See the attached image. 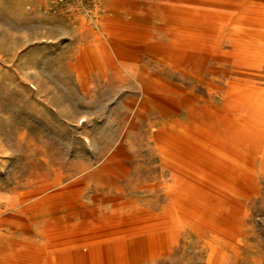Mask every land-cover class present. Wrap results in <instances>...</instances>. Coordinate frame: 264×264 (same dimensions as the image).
Returning <instances> with one entry per match:
<instances>
[{"label": "rangeland", "instance_id": "rangeland-1", "mask_svg": "<svg viewBox=\"0 0 264 264\" xmlns=\"http://www.w3.org/2000/svg\"><path fill=\"white\" fill-rule=\"evenodd\" d=\"M118 1L0 0V264H264V0Z\"/></svg>", "mask_w": 264, "mask_h": 264}, {"label": "crops", "instance_id": "crops-1", "mask_svg": "<svg viewBox=\"0 0 264 264\" xmlns=\"http://www.w3.org/2000/svg\"><path fill=\"white\" fill-rule=\"evenodd\" d=\"M242 122L244 123L245 121L242 120ZM245 128L249 129L251 131H256L257 133H260L262 136H264V130L261 129L260 127H253L251 124H246ZM201 134L202 135H200V138H193V136L187 134V137H188L187 140L188 141H186V144L188 146H191V145H193V143L190 142L191 139H192V141L194 139H196V140H194L195 141L194 144H196L195 149L198 150L200 154H198V153L191 154V153H189V151L186 148H184V149H181V151H183V155H185L187 157L191 156L192 158H194L195 161L200 160L199 155L201 156L205 153L212 155V159H213V162H214L216 168L219 169V168L223 167V165L226 166V168H224L223 170L221 169L222 172H224L225 177H227V176L231 177V174H232V178H233V176L235 177V168L233 165L234 160L242 161L245 164V167L247 166L250 168V164H249V162H247V160H245L244 158H240L238 156H235L238 154L236 152H234L235 150H233L232 147H230L229 145H226V144L224 145L220 142H217V140H215L210 133H208L204 130H201ZM242 143H244L246 146H250L246 141H244ZM169 147L171 148V150H175L177 146L175 147L173 144H170ZM193 156H195V157H193ZM214 208L215 207H213V209ZM168 209H169V213H168L169 214V220H168V222L170 223V225L183 220L184 217H182V215L180 214L181 206L176 207V206L172 205V206H169ZM42 251L43 250L41 249L36 254H33V255L31 254L28 257H44L45 253Z\"/></svg>", "mask_w": 264, "mask_h": 264}, {"label": "bare ground", "instance_id": "bare-ground-1", "mask_svg": "<svg viewBox=\"0 0 264 264\" xmlns=\"http://www.w3.org/2000/svg\"><path fill=\"white\" fill-rule=\"evenodd\" d=\"M197 0H181L182 3H171L164 7V10H167L169 5L174 6L175 12L172 14L176 17L186 16L189 19H196V20H206L208 23V27L210 26L211 29L214 27L220 26L224 22H228L231 17L225 14L224 11L218 12H206L199 7V5H193L192 3ZM221 2V0H220ZM196 3V2H195ZM212 8V7H211ZM172 12V11H171ZM190 24L191 27H195L198 24L194 23L190 20H186L185 25ZM240 28L245 31H264V18L257 17V18H247L241 20ZM243 42V41H242ZM232 60V59H231Z\"/></svg>", "mask_w": 264, "mask_h": 264}]
</instances>
